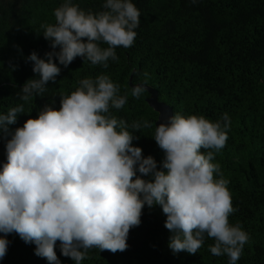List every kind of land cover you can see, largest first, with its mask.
Segmentation results:
<instances>
[{"label": "clouds", "instance_id": "1", "mask_svg": "<svg viewBox=\"0 0 264 264\" xmlns=\"http://www.w3.org/2000/svg\"><path fill=\"white\" fill-rule=\"evenodd\" d=\"M102 7L85 11L64 0L54 10L56 22L40 26L52 51L45 53L46 59L35 51L26 58L38 78L23 84L22 101L43 95L46 85L56 81L61 71L56 59L67 67L79 56L107 68L110 59L119 60L117 47L133 45L141 15L133 0H105ZM147 90L145 80L132 87L131 95L140 98ZM119 92L106 74L83 78L70 94L60 95L59 109L46 104L7 139V162L0 170V259L10 233L34 243L35 254L49 264H60L57 241L75 264H81L89 249L122 252L130 229L141 223L145 204H158L172 233L174 254H195L208 237L214 240L208 246L214 256L227 255L229 264H237L250 236L229 221L236 211L229 181L214 162L228 139V113L215 122L178 112L167 117L153 135L165 154L158 168L151 155L143 156L132 144L138 137L127 122L110 112L128 102V94ZM24 112L19 104L0 113V133L8 134V125ZM143 126L151 127L147 122ZM130 127L140 130L141 124Z\"/></svg>", "mask_w": 264, "mask_h": 264}, {"label": "trees", "instance_id": "2", "mask_svg": "<svg viewBox=\"0 0 264 264\" xmlns=\"http://www.w3.org/2000/svg\"><path fill=\"white\" fill-rule=\"evenodd\" d=\"M72 2L85 11L98 12L105 0ZM62 3L0 0V113L19 104L25 110L16 123L8 125V134L0 133V170L7 162L6 141L17 127L38 116L46 104L59 109L61 94H70L81 79L100 74L120 86V95L128 94L124 107L110 108V112L127 122L129 131L138 137L132 144L161 168L165 154L153 137L158 113L146 100L150 92L140 98L131 95L132 87L146 80L173 114L203 115L215 122L228 113V139L214 162L229 181L236 209L229 221L239 223L250 236L237 264H264V0H133L141 14L140 25L131 47L115 49L118 62L110 59L104 68L78 56L64 67L56 59L61 69L56 81L46 85L43 95L24 102L21 87L28 79L38 78L33 62L26 58L35 51L46 59L45 53L52 51L40 26L56 22L54 10ZM133 122H139L141 129L132 130ZM145 122L151 127H144ZM140 219L129 231L126 250L89 249L81 264H229L227 255L210 252L208 246L214 240L208 237L195 254H174L169 247L172 233L165 227L160 205L145 204ZM6 239L7 252L0 264H49L35 254L34 243H26L16 233ZM55 252L60 264H75L61 253L59 241Z\"/></svg>", "mask_w": 264, "mask_h": 264}, {"label": "water", "instance_id": "3", "mask_svg": "<svg viewBox=\"0 0 264 264\" xmlns=\"http://www.w3.org/2000/svg\"><path fill=\"white\" fill-rule=\"evenodd\" d=\"M150 95L146 98L150 107L153 108L158 113L157 119L155 121V126H158L162 122H167V117L173 115L172 107L162 101L157 99L155 90L147 87Z\"/></svg>", "mask_w": 264, "mask_h": 264}]
</instances>
